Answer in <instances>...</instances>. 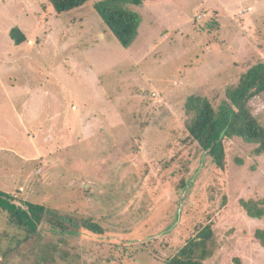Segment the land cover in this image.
Masks as SVG:
<instances>
[{"label":"rangeland","instance_id":"rangeland-1","mask_svg":"<svg viewBox=\"0 0 264 264\" xmlns=\"http://www.w3.org/2000/svg\"><path fill=\"white\" fill-rule=\"evenodd\" d=\"M98 1L58 14L47 0H0V190L47 209L19 245L0 210V264H35L46 245L49 264H163L213 219L206 264H264L252 236L264 220L238 204L264 197V155L234 138L221 170L185 111L194 95L217 108L264 63V0H145L129 6L144 19L132 49ZM250 107L264 123V93ZM61 216L104 233L60 234L47 218Z\"/></svg>","mask_w":264,"mask_h":264},{"label":"trees","instance_id":"trees-1","mask_svg":"<svg viewBox=\"0 0 264 264\" xmlns=\"http://www.w3.org/2000/svg\"><path fill=\"white\" fill-rule=\"evenodd\" d=\"M58 14L69 13L83 7L92 0H47ZM145 0H104L94 4V9L105 26L113 33L120 45L128 49L136 41L141 15L132 11L129 6H142ZM15 45L27 41L20 28L10 31ZM264 93V63L250 68L236 87L226 91L225 100L214 108L209 99L202 96H191L185 103L186 114L191 116L187 124L190 137L199 144L215 162L218 168H226V144L234 138H240L247 144L256 145L257 156L264 155V123L253 113L250 102ZM247 216L254 220H264V197L259 200L241 198L238 201ZM0 210L7 214L9 225L25 233L22 241L34 238L39 227L47 217V209L43 205L27 203L25 207L18 205L14 198L0 190ZM60 234H75L80 229L94 234H103L104 229L92 219L77 220L66 217L47 218ZM216 219L199 225L186 244L167 258L163 264H206L217 249L214 224ZM77 229L73 232V229ZM264 248V227L257 228L252 234ZM48 245L41 249L35 264H49L55 258L47 255ZM45 248V249H44ZM48 249V248H47Z\"/></svg>","mask_w":264,"mask_h":264},{"label":"crops","instance_id":"crops-1","mask_svg":"<svg viewBox=\"0 0 264 264\" xmlns=\"http://www.w3.org/2000/svg\"><path fill=\"white\" fill-rule=\"evenodd\" d=\"M141 18H142V24H143V21H144V19H143V17L141 16ZM142 24H141V28H142ZM141 28L139 29V35H138V37L140 38V32H141ZM131 48V47H130ZM132 49V48H131ZM251 219V218H250ZM254 220V219H253Z\"/></svg>","mask_w":264,"mask_h":264}]
</instances>
